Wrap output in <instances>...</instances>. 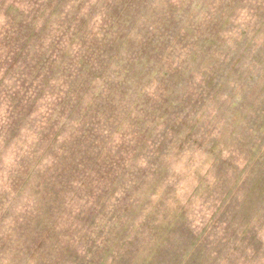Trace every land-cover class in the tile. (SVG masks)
Returning <instances> with one entry per match:
<instances>
[{
  "label": "rangeland",
  "instance_id": "1",
  "mask_svg": "<svg viewBox=\"0 0 264 264\" xmlns=\"http://www.w3.org/2000/svg\"><path fill=\"white\" fill-rule=\"evenodd\" d=\"M0 264H264V0H0Z\"/></svg>",
  "mask_w": 264,
  "mask_h": 264
}]
</instances>
